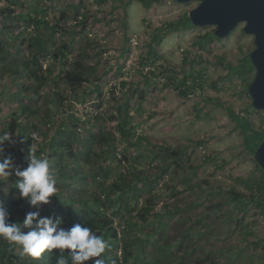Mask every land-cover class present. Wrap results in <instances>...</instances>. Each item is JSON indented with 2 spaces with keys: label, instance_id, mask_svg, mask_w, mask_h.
<instances>
[{
  "label": "rangeland",
  "instance_id": "obj_1",
  "mask_svg": "<svg viewBox=\"0 0 264 264\" xmlns=\"http://www.w3.org/2000/svg\"><path fill=\"white\" fill-rule=\"evenodd\" d=\"M196 5L197 1L174 0H0V8H11L0 16V28L10 25L3 36L10 41L15 39L12 43L23 47L21 38H27L33 30V25L24 23L26 16L57 22L59 27L48 39L49 52L68 40L71 51L86 49L87 59L96 68L92 78L99 82L102 95H84L78 90L82 102L74 101L69 112L74 110L85 117L104 108L108 117L116 103L127 101L135 136H143L139 145L141 160L148 161L146 156L154 154L156 147H151L150 142L178 150L180 158L174 163L169 158L168 171L153 188L161 193L156 208L163 204L179 207L177 213L165 218L168 232L175 231L176 221L182 227L194 222L198 225L201 233L194 238L192 259L209 252L222 258L223 264H264V209L261 211L247 197L254 192L247 184L263 179L264 171L254 160V145L249 142L256 143L258 138L254 134L249 137L242 127L246 119L264 129V110L254 109L247 93L254 70L244 58L254 47L253 37L242 31L243 23L217 40L200 39L214 29L212 25L169 28ZM38 28L43 30L42 26ZM154 31L162 35L153 44L155 51L151 54ZM68 56L72 58L71 54ZM41 58L42 68L50 64L51 76L56 80V62L50 60L48 53ZM184 75L186 81L176 87ZM11 80L0 75V134L8 132L7 124L17 114L19 102L27 101V97H6L5 90L12 92L16 88ZM60 86L68 90L63 83ZM131 86L137 91L129 96ZM48 90L46 87L44 92ZM99 99L103 105L97 108ZM29 104L46 105L41 99ZM61 114L48 124L46 135L43 130L30 127L36 140L30 148L37 151L43 147L39 155L47 156L54 170L59 155L48 147L52 142L49 140L60 135L63 140H73L72 136L67 138L68 129L58 131L63 128L60 120H66ZM88 124L93 129L81 125L77 129L84 139L95 132L99 123L89 120ZM103 129L117 136L107 118ZM12 135L17 139V134ZM123 145L117 144L118 152ZM15 159L21 161L18 156ZM168 162L156 158L143 170L153 174ZM180 165L193 167L185 172L186 181L181 180L184 170ZM112 168L110 164L109 169ZM118 168L122 171L125 165L121 163ZM231 189L245 194L244 200L233 198ZM48 205L52 211L62 206L56 195ZM123 221L121 216L114 217L116 226L123 225ZM202 227L205 230H200ZM190 232L193 236L194 229ZM15 248L22 253L20 246Z\"/></svg>",
  "mask_w": 264,
  "mask_h": 264
},
{
  "label": "trees",
  "instance_id": "obj_2",
  "mask_svg": "<svg viewBox=\"0 0 264 264\" xmlns=\"http://www.w3.org/2000/svg\"><path fill=\"white\" fill-rule=\"evenodd\" d=\"M140 1L146 3V0ZM5 10H11V8H0V16ZM24 19V23L33 25V30L27 38H21L23 47L13 44L15 39L10 41V38L3 36L10 25L0 28V75L11 78L16 88L20 86L19 92L14 93L15 88L12 92L5 90L4 94L7 93L6 97L16 96L20 99L27 97L26 102H19L17 114L7 124L8 132L17 134V140H23V143L11 147L7 146L6 142V151H10L14 157L18 156L22 160L20 149L27 151L36 141L30 132V127L43 130L42 134L46 135L49 129L48 124L54 122V116L59 112H62V118L66 120L69 118V120L65 122L66 120L61 119L60 124L63 128L59 127L58 131L68 129L67 138H70L69 136L73 138L66 141L60 135L49 140L52 142L48 143V147L54 149L59 155L55 159L56 199L60 200L62 206L52 211L48 210L49 205H45L41 214L62 217L65 227L82 222L97 234L103 235L110 242V249L103 254L107 264H113V262L114 264H223L222 258L209 252L192 259L191 252L195 250L194 238L196 240L197 235L201 233L197 228L198 225L194 222L191 226L182 227L180 222L176 221L175 231L170 233L167 230L165 218L177 213L179 207L163 204L161 208H156L161 193L155 191L153 187L168 171L169 158L173 163L180 158L177 156L178 150L163 146L161 143L150 142L151 147H156L155 152L153 155L146 156L148 161L141 160L139 145L143 136L141 134L135 136V123L127 101L116 103L108 117L105 115L104 108L85 117L76 114L74 110L69 112L74 101L82 102V99H78V90H81L80 92L84 95L97 93L99 98L102 96L99 82L92 78L96 68L87 59L86 49L71 51L69 40L62 42L49 52L48 39L53 37L56 28L59 27L57 22L30 16ZM188 25L192 24L186 13L178 22L170 24L169 28H185ZM39 26H42L43 30L38 28ZM161 35L157 31L152 32L149 49L151 54L155 51L153 44L161 38ZM205 38L218 39L214 36V29L200 36V39ZM47 53L50 60L56 62L59 67L56 80L51 76L50 64L42 68L41 57L46 56ZM68 54H71L72 58ZM244 62L253 69L249 54L245 56ZM47 63L50 61L47 60ZM186 78L187 75H184L176 87L183 85ZM62 83L68 90L60 86ZM46 87H49V90L44 92ZM129 89V96L137 91L134 86ZM140 96L142 97V93ZM92 98L93 96H90V99ZM38 99L43 100L46 105L41 107V105L29 104L32 100L36 103ZM96 105L97 108L101 107L102 99L96 101ZM106 118L112 121V127L116 130L117 136L112 135L110 130L103 129ZM89 120L91 123L94 120L98 121L99 124L95 132L84 139L77 129L80 125L87 130L93 129V126L88 124ZM242 127L246 129L249 137H251L250 134H254L258 138L256 143L248 139L250 144L254 145V151L264 136V129L253 126L246 119ZM119 142L124 143L120 152L117 147ZM133 147L135 150L131 151ZM42 149L43 147L39 146L36 151L38 156ZM156 158L167 160L168 163L153 174L145 173L143 166H149ZM121 163L125 165V168L119 171L118 167ZM110 164L113 166L112 169H109ZM180 167L184 170L183 178H181L183 180L186 178L185 172L193 167L181 165ZM259 169L264 171L260 167ZM15 180V177H10L0 184V197L5 199L12 218L22 221L24 214L34 209H30L23 200L17 201L11 198ZM247 185L254 192L246 196L254 200L263 211L264 178ZM229 193L236 199L245 197V194L234 192L233 189ZM59 196L61 198H58ZM115 216H121L124 219L123 225L116 226ZM181 223H184L183 220ZM192 228L193 236L190 232ZM203 229L205 230V227L200 230ZM15 247V244L0 238V264H56V259L61 254L71 261L68 251L61 253L59 250L45 252L42 254L45 259L33 261V259L29 260L30 256L19 253ZM85 264H91V262H85Z\"/></svg>",
  "mask_w": 264,
  "mask_h": 264
},
{
  "label": "clouds",
  "instance_id": "obj_3",
  "mask_svg": "<svg viewBox=\"0 0 264 264\" xmlns=\"http://www.w3.org/2000/svg\"><path fill=\"white\" fill-rule=\"evenodd\" d=\"M6 142L7 146L15 147L23 140L18 141L8 132L0 134V184L15 177L11 198L25 201L34 210L27 211L22 221L13 219L5 199L0 197V238L20 246L22 255L33 261L44 258L45 252L59 250L68 251L71 261L61 254L56 264H107L103 254L110 249V242L103 235L82 222L65 227L62 217L41 214L43 206L50 204L57 193V171L48 157L38 156L35 148L27 151L21 148L22 160L18 162L6 151Z\"/></svg>",
  "mask_w": 264,
  "mask_h": 264
},
{
  "label": "water",
  "instance_id": "obj_4",
  "mask_svg": "<svg viewBox=\"0 0 264 264\" xmlns=\"http://www.w3.org/2000/svg\"><path fill=\"white\" fill-rule=\"evenodd\" d=\"M177 3L197 1L187 13L195 26H214V36H227L239 23L242 31L253 37L249 52L254 76L247 86L251 105L264 110V0H174ZM254 160L264 170V136L254 150Z\"/></svg>",
  "mask_w": 264,
  "mask_h": 264
}]
</instances>
